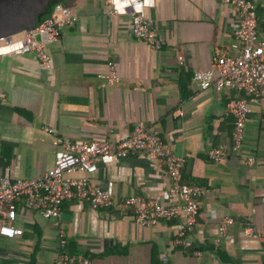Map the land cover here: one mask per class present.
Returning <instances> with one entry per match:
<instances>
[{
  "label": "crops",
  "instance_id": "0c3cea01",
  "mask_svg": "<svg viewBox=\"0 0 264 264\" xmlns=\"http://www.w3.org/2000/svg\"><path fill=\"white\" fill-rule=\"evenodd\" d=\"M252 1L263 29L264 0ZM63 4L77 20L46 44L51 66L30 52L0 56V177L44 175L62 147L58 137L120 140L142 121L185 157L183 181L208 192L190 233L193 245L184 248L176 242L183 217L141 225L134 207L122 202L129 195L168 201L165 160L136 152L100 162L94 173L70 175L88 176L101 187L113 180L114 204L95 208L75 198L63 203L59 217H45L17 203L14 224L23 234H0V264H53L62 239L92 264H264V107L249 97L252 111L236 149L226 105L243 94L223 86L214 66L224 49L237 53L231 48L235 10L224 0H154L146 14L163 39L155 49L132 34L131 14L110 15L106 0ZM109 62L118 64V83L98 77ZM197 75L210 85L203 88ZM213 148L223 150L221 160L209 157ZM225 217L232 220L220 234Z\"/></svg>",
  "mask_w": 264,
  "mask_h": 264
},
{
  "label": "built area",
  "instance_id": "2783aa9c",
  "mask_svg": "<svg viewBox=\"0 0 264 264\" xmlns=\"http://www.w3.org/2000/svg\"><path fill=\"white\" fill-rule=\"evenodd\" d=\"M125 1H127L125 3ZM150 1V0H149ZM148 0H106L110 15L131 14L132 34L155 49H160L163 39L146 14ZM237 15L235 42L231 48L237 53L221 51L214 61L223 86L234 89L240 94L231 97L226 105L227 114L234 119L232 139L236 149L243 145L246 121L252 109L249 97L258 99L264 107V28L258 24L256 4L252 0H224ZM154 3V0H153ZM131 7V11H128ZM77 15L65 9L63 3L55 6L53 13L32 29L25 30L24 43L15 49V53H34L46 66H51V55L46 44L58 39L63 26L74 23ZM37 33H46V40H38ZM183 61V56H179ZM98 77L108 84L118 83L122 76L116 62H109L105 71ZM201 86L207 88L210 81L201 75ZM4 95L1 93L0 98ZM46 130H52L46 127ZM112 133L110 132V135ZM62 147L55 152V163L38 178L0 177V234L14 237L23 234V229L14 224L17 217V203L28 211L35 210L45 217H59L63 203L71 199H89L92 206L111 207L115 198V183L109 180L105 187L91 181L88 176H72L74 172L94 173L100 162L110 163L117 157H127L140 152L151 159L163 158L167 165L170 186L168 201L158 197L146 198L142 195H129L122 198L125 205L135 209L136 221L141 225H155L161 218L181 216L184 226L178 233L176 242L184 248L193 245L190 233L194 230L200 213V200L208 188L200 184H189L182 179L185 157L175 154L170 145L163 141L159 133L147 127L142 121L124 138L115 140L112 135L104 140L71 141L56 139ZM224 152L221 148L209 151L213 160H221ZM255 157L247 159L253 164ZM231 217H225L219 226V233L225 234ZM219 242V239H217ZM196 254L201 251L196 249ZM53 264H92L91 258L82 253H72L66 248V240H61V249Z\"/></svg>",
  "mask_w": 264,
  "mask_h": 264
},
{
  "label": "water",
  "instance_id": "95a60500",
  "mask_svg": "<svg viewBox=\"0 0 264 264\" xmlns=\"http://www.w3.org/2000/svg\"><path fill=\"white\" fill-rule=\"evenodd\" d=\"M52 1L54 0H0V56L15 53V49L24 43L25 30L38 24L39 15ZM115 1L119 6V0ZM149 2L153 4V0ZM128 11H131V7H128ZM36 37L38 40H46L47 34L37 33Z\"/></svg>",
  "mask_w": 264,
  "mask_h": 264
},
{
  "label": "trees",
  "instance_id": "16d2710c",
  "mask_svg": "<svg viewBox=\"0 0 264 264\" xmlns=\"http://www.w3.org/2000/svg\"><path fill=\"white\" fill-rule=\"evenodd\" d=\"M66 0H54L50 3L49 7L41 14L39 15L38 17V24H40L42 21H44L48 16H50L54 9H55V6L58 4V3H63L65 2ZM37 24V25H38Z\"/></svg>",
  "mask_w": 264,
  "mask_h": 264
}]
</instances>
